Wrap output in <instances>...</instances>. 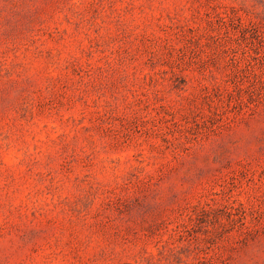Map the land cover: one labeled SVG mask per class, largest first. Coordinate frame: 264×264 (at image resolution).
Masks as SVG:
<instances>
[{"label":"rangeland","instance_id":"374dc122","mask_svg":"<svg viewBox=\"0 0 264 264\" xmlns=\"http://www.w3.org/2000/svg\"><path fill=\"white\" fill-rule=\"evenodd\" d=\"M252 71L264 0H0V264H264Z\"/></svg>","mask_w":264,"mask_h":264},{"label":"trees","instance_id":"16d2710c","mask_svg":"<svg viewBox=\"0 0 264 264\" xmlns=\"http://www.w3.org/2000/svg\"><path fill=\"white\" fill-rule=\"evenodd\" d=\"M243 78H246L248 80V86L244 87L240 82V80L234 82L233 88L232 89H224V90H219V89H214L213 96H209L210 99V105L214 112L212 113L214 117L218 116L217 112L220 111L221 106L219 101L221 99H225L227 102L228 106H240L243 104V99L241 97L243 92H246L248 90H253L257 91L260 94L264 93V71H252L251 73H245L243 75ZM253 106H256L253 104ZM239 112H245L243 111L242 108H239ZM242 113V114H243ZM225 118L223 119L222 123L223 124H229L231 117L226 116L223 114ZM214 130V129H213ZM206 259V257H205Z\"/></svg>","mask_w":264,"mask_h":264}]
</instances>
